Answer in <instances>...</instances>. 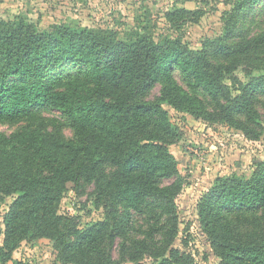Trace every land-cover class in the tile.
Masks as SVG:
<instances>
[{"label":"trees","instance_id":"1","mask_svg":"<svg viewBox=\"0 0 264 264\" xmlns=\"http://www.w3.org/2000/svg\"><path fill=\"white\" fill-rule=\"evenodd\" d=\"M260 1L238 0L225 33L200 50L155 25L122 34L67 23L42 29L23 16H0V123H26L0 132V201L16 196L4 218L0 264L11 262L23 242L42 239L54 243L61 264H195L173 247L184 178L170 151L177 129L164 104L250 141L261 138L264 75L248 70H264V31L237 35L240 18ZM199 14L179 9L166 21L196 23ZM240 65L252 67L244 85L233 76ZM64 66L75 71L52 77ZM157 85L160 96L149 100ZM44 110L60 113L74 139L63 136L61 121L47 122ZM86 185L104 218L81 229L60 210L70 190ZM134 213L149 217L145 237ZM198 217L215 264H264V161L250 177L217 178L198 203Z\"/></svg>","mask_w":264,"mask_h":264},{"label":"rangeland","instance_id":"2","mask_svg":"<svg viewBox=\"0 0 264 264\" xmlns=\"http://www.w3.org/2000/svg\"><path fill=\"white\" fill-rule=\"evenodd\" d=\"M238 0H0V16L8 21L23 16L29 22L47 29L53 24H72L83 27H100L125 31L139 25H155L159 33L179 38L192 49L200 50L206 39H215L225 33L234 5ZM179 9L200 11L199 21H175L171 26L166 14ZM264 31V0L246 11L237 24L238 39L250 38ZM242 66L233 76L239 83L250 80ZM264 69V68H262ZM73 67L64 66L56 70L52 77L69 75ZM251 71L254 77L264 75V70ZM179 83L180 77H177ZM233 88V83L228 82ZM184 85V84H183ZM161 86L157 85L148 94L149 100L160 96ZM171 122L177 129V139L170 151L179 161V171L184 178L182 192L177 197L179 235L173 247L186 255H191L195 264H215L209 243L202 233L198 217L200 199L213 187L217 178L237 175L250 177L256 161H264V131L258 141L248 140L240 131L229 126L197 119L179 112L164 104ZM258 111L264 127V95L258 96ZM47 122L57 119L62 122V134L66 139H74V131L68 122L54 110L42 111ZM26 123L2 124L0 132L10 135ZM94 187L86 185L79 190H70L63 198L60 213L76 218L77 225L83 229L104 218V211L95 205ZM16 196L4 197L0 201V245L4 243V218L14 203ZM135 229L144 234L149 230V217L133 214ZM163 238L157 235V243ZM115 258L118 251L115 250ZM149 257L144 263H150ZM8 264H61L57 259L54 243L42 239L23 242L12 255ZM120 264H134L123 262Z\"/></svg>","mask_w":264,"mask_h":264}]
</instances>
